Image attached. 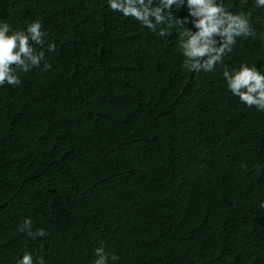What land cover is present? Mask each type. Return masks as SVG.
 Masks as SVG:
<instances>
[{
	"label": "trees",
	"instance_id": "16d2710c",
	"mask_svg": "<svg viewBox=\"0 0 264 264\" xmlns=\"http://www.w3.org/2000/svg\"><path fill=\"white\" fill-rule=\"evenodd\" d=\"M218 2L255 35L197 73L179 25L161 36L108 0H0V24L47 33L40 67L0 86V264H93L101 245L108 264H264V111L222 76L264 75V7Z\"/></svg>",
	"mask_w": 264,
	"mask_h": 264
},
{
	"label": "clouds",
	"instance_id": "9594fccd",
	"mask_svg": "<svg viewBox=\"0 0 264 264\" xmlns=\"http://www.w3.org/2000/svg\"><path fill=\"white\" fill-rule=\"evenodd\" d=\"M256 5L264 7V0H255ZM112 11L121 13L124 17H131L153 33L167 35L169 29L179 25L180 49L185 57L183 67L188 71H211L220 62L226 52L231 51L240 36H254L247 16L243 12L233 13L218 0H108ZM182 6L187 8V17L177 18L173 9ZM190 23L196 31L185 27ZM47 35L42 25L33 21L26 30H12L6 23L0 24V86L5 83L13 87L19 86L21 80L19 72L27 73L34 67H40L43 51L37 52L32 44L43 45ZM54 50L49 45L48 51ZM45 63L43 70H50ZM222 76L227 82L231 93L248 107H255L264 111V75L255 67L241 64L238 70L229 71L225 68ZM264 207V204L261 205ZM31 220L25 219L18 226V231L25 232L33 239L46 235L43 229L35 232L31 228ZM96 259L93 264H108L109 259L119 258L105 252L103 245L95 249ZM18 264H34L32 254L25 252ZM35 264H45L42 257L37 258Z\"/></svg>",
	"mask_w": 264,
	"mask_h": 264
}]
</instances>
